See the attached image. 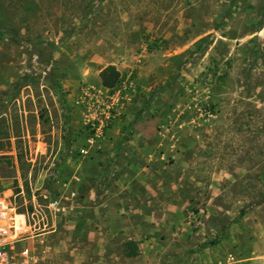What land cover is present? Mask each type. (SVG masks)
I'll return each mask as SVG.
<instances>
[{
  "label": "rangeland",
  "instance_id": "374dc122",
  "mask_svg": "<svg viewBox=\"0 0 264 264\" xmlns=\"http://www.w3.org/2000/svg\"><path fill=\"white\" fill-rule=\"evenodd\" d=\"M0 155L43 264H264V0H0Z\"/></svg>",
  "mask_w": 264,
  "mask_h": 264
},
{
  "label": "built area",
  "instance_id": "2783aa9c",
  "mask_svg": "<svg viewBox=\"0 0 264 264\" xmlns=\"http://www.w3.org/2000/svg\"><path fill=\"white\" fill-rule=\"evenodd\" d=\"M59 206V201L51 204L53 209L60 210ZM44 232L31 224L29 215L20 212L11 197H0V264H43L34 244Z\"/></svg>",
  "mask_w": 264,
  "mask_h": 264
},
{
  "label": "trees",
  "instance_id": "16d2710c",
  "mask_svg": "<svg viewBox=\"0 0 264 264\" xmlns=\"http://www.w3.org/2000/svg\"><path fill=\"white\" fill-rule=\"evenodd\" d=\"M100 79H101V84L105 88H115L116 85L120 82L121 80V73L120 71L117 70L115 66H109L105 68L101 74H100ZM3 158L2 155H0V159ZM219 238H215L209 242H206L203 244L200 249L208 248L211 246H214L218 244ZM140 253L138 244L135 241H126L123 244V255L127 258H134L138 256Z\"/></svg>",
  "mask_w": 264,
  "mask_h": 264
},
{
  "label": "crops",
  "instance_id": "0c3cea01",
  "mask_svg": "<svg viewBox=\"0 0 264 264\" xmlns=\"http://www.w3.org/2000/svg\"><path fill=\"white\" fill-rule=\"evenodd\" d=\"M121 218H123V216H117V217L115 216L112 218L110 225L113 229L119 227V224H121V220H122Z\"/></svg>",
  "mask_w": 264,
  "mask_h": 264
}]
</instances>
